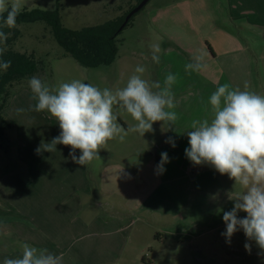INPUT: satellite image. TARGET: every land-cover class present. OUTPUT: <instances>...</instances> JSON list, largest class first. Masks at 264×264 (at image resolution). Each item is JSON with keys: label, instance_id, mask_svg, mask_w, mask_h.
Segmentation results:
<instances>
[{"label": "crops", "instance_id": "crops-1", "mask_svg": "<svg viewBox=\"0 0 264 264\" xmlns=\"http://www.w3.org/2000/svg\"><path fill=\"white\" fill-rule=\"evenodd\" d=\"M211 3L212 0H168L151 9L147 16L150 31L143 38L146 44L142 49L145 53L148 47L145 66L143 64L146 69L144 78L153 81L154 62L151 60L149 45L159 43L162 51L156 78L163 83L168 73L177 76L172 91L177 102L174 110L178 114V120L173 128L156 122L153 130L143 136L129 133L127 136H132V140L126 142L125 151L121 147H112L110 153L113 161L99 165L94 174L96 177L92 180V177H87V165L74 163L69 156L71 148L59 144L63 146V162L76 165V171L75 166L32 171L31 184H35L31 194L32 205H23L22 208L28 207V211L18 212L25 219L30 218L31 246L45 248L49 243L47 234L53 225L51 213L55 205L59 207V223L62 225L64 222L61 216L65 211L71 213L72 210L75 218L86 205L92 203L93 206H100L99 199L104 200L105 212L110 213L115 220L121 219L117 217L121 213L138 211H148L173 219L184 212L188 218L195 219L200 215L199 204H202V213L209 218L210 225L208 223L200 230L194 225L192 241L226 229L222 219L223 211H229L233 207V201L228 199V195L231 191L230 195H235L240 189L238 186L233 189L234 181L227 175H220L207 165L194 166L186 158L185 148L189 145L185 133L191 130L189 126L192 120L211 117L208 98L220 85L229 83L243 90L247 82L249 90L264 94V0H226L220 10H216ZM216 18H221L222 22L218 23ZM136 51L139 50H133L132 55ZM196 54L204 55L207 67L199 73H188L184 66ZM113 64L120 71L117 73L118 78L111 81V78L101 77L94 82L95 86L115 90L119 81L132 75L137 66L134 58L118 56ZM7 111L6 108L5 113ZM43 117L47 119V123L41 121L42 132L44 136H48L59 125L53 118L47 115ZM118 123L127 129L135 121L130 115L121 112ZM168 137L174 138L175 148L165 142ZM162 152L168 153L170 162L164 165L166 171L160 174L157 164ZM75 154L79 156V150ZM65 171L74 174L73 181L59 182L56 179L55 175L61 176V180ZM70 190L72 192L69 193ZM73 195L77 196L76 199H73ZM13 206L17 207V203ZM18 213L17 216H20ZM239 216L244 217L246 213L240 212ZM10 224L0 215L1 235L13 234L14 238L21 240L22 236L14 232L13 225L11 227ZM86 227L88 226L84 222H78L76 228L82 230ZM58 235L68 236L62 227L59 228ZM44 237L45 241L42 239L41 242L39 238ZM220 237L223 238L222 235ZM245 239L244 233L239 234L238 239L233 235L231 240L234 242L231 246L224 239L220 244V247H224L221 249V261L233 264L235 253L240 252L264 258V251L256 250L255 247L250 253L245 247L240 251L235 250V246L239 247L244 243L239 240ZM235 240L238 241L235 243ZM250 243L255 245L254 241ZM205 250L206 248L203 249ZM21 253L19 248L12 255L19 257ZM5 255L0 253V261L4 260L2 258Z\"/></svg>", "mask_w": 264, "mask_h": 264}, {"label": "rangeland", "instance_id": "rangeland-1", "mask_svg": "<svg viewBox=\"0 0 264 264\" xmlns=\"http://www.w3.org/2000/svg\"><path fill=\"white\" fill-rule=\"evenodd\" d=\"M165 1L168 0H150L122 31L117 38L118 58H134L136 65L143 66L144 64L145 66L148 47L145 53L143 49L146 43L143 38L150 31L147 16L152 8ZM225 1L212 0L211 4L216 10H220ZM10 3L11 0H9V6ZM20 3L21 10L26 8L44 11L58 10L65 28L80 30L123 16L136 4V0L133 2L131 0H60V2L57 0H20ZM216 20L218 23L222 22L221 18H216ZM17 28L20 31V37L13 49L17 52L33 54L35 59L42 63L43 73L40 77L50 85L55 86L72 79H80L94 85V82L99 81L101 77L111 78V81L118 78L117 73L120 71L116 64L93 69L81 67L57 44L51 29L43 22L22 24ZM135 49L139 51L132 55ZM157 69L158 64L154 63L153 81L157 80ZM127 79L120 80L116 88H122ZM12 94L7 106L8 111L6 113L4 111L3 114L12 126L5 132L4 138L0 139V215L11 223V227L13 225L14 232L21 235L22 239L14 238L13 234L3 236L0 233V253L6 254L5 258L18 257L12 255L14 250L21 248L22 243H30V218L25 219L18 212L28 211V207L22 208L23 205L29 207L32 205L31 194L35 187V184H31L32 171L45 168L66 169L74 166L76 171V165H67L63 162V146L57 145V150L51 153L43 149L37 152L42 144L50 142L59 135L60 128L55 126V130L53 129L48 136L43 135L41 121L47 123L43 115L53 117L46 111L32 110L36 101L32 99L33 94L27 85V80L15 84ZM21 108L24 111L18 112L17 109ZM131 137L126 136L122 142L118 138L109 141L106 148L100 150V159L87 165V177H92L91 180L95 179L94 174L99 165L113 161L110 149L121 147L125 151L126 142L129 139L132 140ZM55 177L59 182L74 180V174H70L69 171L63 172L61 180H59L61 176L55 175ZM12 194L14 195L11 196ZM76 197L73 195V199ZM19 201L21 202L18 203ZM99 201H101L100 206H93L92 203L86 205L85 209L75 218H73L74 215L72 216V210L71 213L65 211L61 216L64 222L62 225L59 223V207L58 205L53 207L51 213L53 225L48 230L47 235L50 240L45 248L62 257V264H229L221 261V249L224 247H220V244L225 237L221 238L220 235L225 231L224 228L212 236L191 240L194 225H197L199 230L208 223L210 225L209 218L202 213L204 208L202 204H199L200 215L195 219L188 218L184 212L173 219L148 211H138L121 213L117 216L121 219L115 220L110 213L105 212L104 200L99 199ZM15 202L17 207L13 206ZM78 222L79 224L84 222L88 227L82 230L77 229ZM130 223L132 224L129 225ZM61 227L67 233V237H59L58 231ZM241 233H243L242 230L236 232L234 236L238 239ZM39 239L42 242V239L45 241L46 238ZM212 241L213 244H211ZM237 241L235 240V243ZM233 242L231 240L229 245L231 246ZM239 242L244 243L239 247L235 246L237 251L242 250L246 242L253 241H248L246 238ZM254 247L258 250L256 245H253L251 249ZM204 248H206L205 251H203ZM233 261V264H264V258L250 254L243 255L241 252L235 253ZM0 264H3V260Z\"/></svg>", "mask_w": 264, "mask_h": 264}, {"label": "clouds", "instance_id": "clouds-1", "mask_svg": "<svg viewBox=\"0 0 264 264\" xmlns=\"http://www.w3.org/2000/svg\"><path fill=\"white\" fill-rule=\"evenodd\" d=\"M21 10L20 0H0V27H14ZM7 11V16L2 14ZM7 33L0 30V44L6 42ZM151 60L161 62L162 51L159 43H151ZM5 49L0 47V70H7L11 61L3 60ZM204 55L196 54L185 64L188 73H199L207 65ZM144 66L137 65L122 88L112 90L100 88L80 79L50 85L44 78L33 75L27 85L36 112H47L55 118L60 128L58 136L44 143L37 152H53L57 145L71 148L69 156L78 165L86 166L100 159L99 152L109 141L121 142L129 133L143 136L153 130V124L162 122L173 128L178 120L174 110L177 107L172 91L177 76L168 73L161 83L150 81L143 74ZM210 118L194 119L185 134L188 147L186 158L194 165H207L220 175H227L240 189L235 195H228L233 201L229 211H223L226 229L222 236L226 243L232 236L243 231L248 241H254L264 251V95L249 90L247 82L244 89L225 83L216 88L208 98ZM23 112L24 109H17ZM131 116L134 124L125 129L118 118L120 113ZM173 148L175 140L165 141ZM79 150L80 155L75 153ZM170 162L167 152L161 153L157 164L160 174L166 171L164 165ZM246 213L240 217L239 213ZM245 250L251 252V243L246 242ZM22 253L17 258H5L3 264H62V257L51 253L47 248H37L28 243L21 244Z\"/></svg>", "mask_w": 264, "mask_h": 264}, {"label": "trees", "instance_id": "trees-1", "mask_svg": "<svg viewBox=\"0 0 264 264\" xmlns=\"http://www.w3.org/2000/svg\"><path fill=\"white\" fill-rule=\"evenodd\" d=\"M57 1L60 2V0ZM141 1L136 0V4L121 17L80 30L65 28L58 10L44 11L27 8L20 10L14 27H0V30L9 34L6 42L0 44V47L5 49L2 59L11 61V66L7 70H0V139L4 138L5 132L12 126L3 114L12 98L14 85L23 80H28L33 75L40 76L43 73L42 63L37 61L33 54L21 53L13 49L20 37L17 26L43 22L51 29L57 44L81 67L93 69L110 66L115 62L119 53L118 36L137 14L130 19L122 30L120 28L129 12ZM2 15L6 17L7 11ZM0 25H2V21H0Z\"/></svg>", "mask_w": 264, "mask_h": 264}, {"label": "water", "instance_id": "water-1", "mask_svg": "<svg viewBox=\"0 0 264 264\" xmlns=\"http://www.w3.org/2000/svg\"><path fill=\"white\" fill-rule=\"evenodd\" d=\"M150 0H142L135 8H133L129 14L126 16L124 23L122 24L120 30H122L130 21V19L139 13L148 3Z\"/></svg>", "mask_w": 264, "mask_h": 264}]
</instances>
